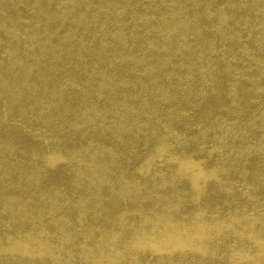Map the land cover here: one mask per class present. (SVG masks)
<instances>
[{"label":"bare ground","instance_id":"bare-ground-1","mask_svg":"<svg viewBox=\"0 0 264 264\" xmlns=\"http://www.w3.org/2000/svg\"><path fill=\"white\" fill-rule=\"evenodd\" d=\"M0 264H264V0H0Z\"/></svg>","mask_w":264,"mask_h":264}]
</instances>
